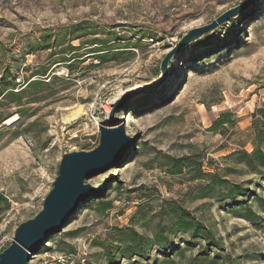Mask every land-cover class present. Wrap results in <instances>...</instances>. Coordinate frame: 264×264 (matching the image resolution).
I'll list each match as a JSON object with an SVG mask.
<instances>
[{
	"label": "rangeland",
	"instance_id": "rangeland-1",
	"mask_svg": "<svg viewBox=\"0 0 264 264\" xmlns=\"http://www.w3.org/2000/svg\"><path fill=\"white\" fill-rule=\"evenodd\" d=\"M244 1L0 0V65L23 90L17 102L0 97V193L9 204L0 208V253L18 225L42 210L61 156L94 149L99 129L115 126L129 146L125 158L85 181L90 197L28 264H171L169 252L173 264H264V175L228 158L252 151V115L264 104V0L182 49L155 85L161 61L185 33ZM80 23L85 36L67 53L70 29ZM44 31L52 46L64 36L63 45L37 47ZM101 42L123 52L89 57L90 45ZM42 69L39 88H25L22 80ZM222 113L235 121L223 135L210 129ZM256 127L264 139V126ZM184 156L248 193L231 200L217 188L201 198L214 180L167 173L169 159ZM175 206L221 249L175 231ZM132 231L146 241L148 258L121 254ZM156 234L170 241L168 250L155 245Z\"/></svg>",
	"mask_w": 264,
	"mask_h": 264
},
{
	"label": "water",
	"instance_id": "water-1",
	"mask_svg": "<svg viewBox=\"0 0 264 264\" xmlns=\"http://www.w3.org/2000/svg\"><path fill=\"white\" fill-rule=\"evenodd\" d=\"M258 0H245L229 9L210 24L185 33L160 63V76L155 85L168 74V68L180 51L197 42L203 35L249 10ZM123 130L99 129L98 145L90 151L64 153L58 165L52 189L45 197L42 210L32 219L20 223L9 246L0 253V264H28L40 246L59 232L92 194L90 177L101 174L125 158L129 148L121 145Z\"/></svg>",
	"mask_w": 264,
	"mask_h": 264
},
{
	"label": "trees",
	"instance_id": "trees-1",
	"mask_svg": "<svg viewBox=\"0 0 264 264\" xmlns=\"http://www.w3.org/2000/svg\"><path fill=\"white\" fill-rule=\"evenodd\" d=\"M85 26V25H83ZM81 27V23L76 25L75 27L70 29V37H69V43L67 45V53L70 52H76L78 49L77 47H73L71 45L72 42L81 40L84 34H81V28L82 30H85L86 27ZM66 31V30H65ZM213 39V38H212ZM64 41L63 37H58L55 39V42H59L56 45L52 46V39L48 36V32L44 31L41 34L39 42L36 44L38 47L42 48H54L57 46L63 45L62 42ZM209 41V39L207 40ZM98 42V41H97ZM31 46V45H29ZM92 46H96V49H93ZM116 45L115 47H117ZM127 48H133L137 49L139 48L137 44H131ZM108 48L107 45H105L104 42L101 43H92L90 45V52H88L89 57H95L99 60H104L106 58L104 55L107 54V52H111V55H109L111 58H117L123 51H121V48ZM195 46H192L190 48H194ZM76 62V61H75ZM79 62V61H77ZM77 65V63H74L72 66L69 67V69L73 70V66ZM47 70L42 69L39 71H35L31 73L30 77L28 79H23L22 83L25 84V88L29 90H37L39 86L41 85V80L46 77ZM33 79V80H31ZM47 79V78H45ZM20 82V81H19ZM19 84L17 82V78L14 74L11 73V70L9 68L1 67L0 65V97L4 96L7 99L18 101L20 95L22 94L23 90H19ZM2 118L0 117V121ZM259 123L260 125L264 126V104L261 108L256 109L255 113L252 115V127L254 133V138L252 141V151L250 153L246 151H235L231 153L228 158L235 157V161L238 163L243 164L250 172L255 174L264 175V148L261 146L264 145V139H261L260 135L257 133V127L256 124ZM235 125L234 119H232V115L230 113H222L220 114L211 124V131L214 133H218L223 135L226 126H233ZM120 163V162H119ZM117 163V164H119ZM116 164V165H117ZM204 163L203 161H199L198 159H194L192 156H184L178 159H169L168 163V169L167 173L172 176H181L183 174H189L193 173L194 181H204V179H212L214 180L212 184L208 183L207 185L203 186L201 188V198L207 197L211 192L219 189H224L227 191V197L231 200L235 199L236 197H243L246 196L248 193V189L243 188L239 185H231L227 180L221 179L218 177L217 173H209L204 172ZM9 206L7 199L0 193V208L5 207L7 208ZM171 214L175 216L173 228L175 231H180L186 234H189L194 239L202 240L206 246H209L211 248L215 249H221V242L220 240H215L213 238V234L211 231L207 230L201 223L196 221L195 218L191 217V215L181 209L179 206H175L173 209H171ZM130 238L127 240L128 245L122 247V255L123 257H130V256H137L142 258L143 260L148 258L149 253L147 249V243L143 240V238L138 235L136 232L132 231L129 233ZM153 242L155 245L159 246L162 250H168L169 246L171 245L170 241L163 237V235L156 234ZM171 251V250H170ZM115 253L111 251L108 252V262L113 263L115 262L116 257L114 256ZM178 254L180 255L181 252L178 251ZM165 257L170 258L171 264H173L171 261L172 253H167L164 255ZM171 256V257H170ZM221 257L219 255H215L214 258L211 260L212 262L214 260H218ZM156 260L153 259L150 261V264H157L155 262ZM215 262V261H214ZM189 264H202V261H199L198 258L194 259V261H190Z\"/></svg>",
	"mask_w": 264,
	"mask_h": 264
},
{
	"label": "bare ground",
	"instance_id": "bare-ground-1",
	"mask_svg": "<svg viewBox=\"0 0 264 264\" xmlns=\"http://www.w3.org/2000/svg\"><path fill=\"white\" fill-rule=\"evenodd\" d=\"M80 113V110L76 111L72 116H76ZM106 129L108 130H114L117 129L115 126H107Z\"/></svg>",
	"mask_w": 264,
	"mask_h": 264
}]
</instances>
